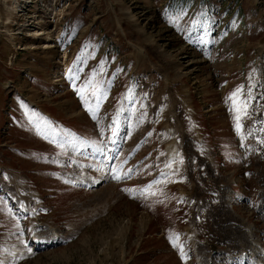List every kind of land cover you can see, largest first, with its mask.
<instances>
[{
	"label": "rangeland",
	"instance_id": "obj_1",
	"mask_svg": "<svg viewBox=\"0 0 264 264\" xmlns=\"http://www.w3.org/2000/svg\"><path fill=\"white\" fill-rule=\"evenodd\" d=\"M77 148L110 160L93 192ZM263 188L264 0H0L2 263L200 264L245 222L256 249ZM19 204L64 242L32 254Z\"/></svg>",
	"mask_w": 264,
	"mask_h": 264
},
{
	"label": "bare ground",
	"instance_id": "obj_2",
	"mask_svg": "<svg viewBox=\"0 0 264 264\" xmlns=\"http://www.w3.org/2000/svg\"><path fill=\"white\" fill-rule=\"evenodd\" d=\"M31 105L32 106H36V105H34L32 102H31ZM177 146H176V144H173V146L171 147V148H168V153H169V158H171V159H173V158H176L177 157ZM228 196V195H227ZM229 197V196H228ZM19 198V197H18ZM21 199V198H20ZM21 202V201H20ZM233 215H235L234 213H233ZM233 217V216H232ZM233 218H236V217H233ZM245 221V220H244ZM244 221L242 220L241 222L244 224ZM246 223V226H244V227H246V228H248V237H249V244H250V246H249V249H251L252 250V256H253V254H254V248H252V247H254L255 246V243H253V241H254V237H255V227L253 226V225H249V224H247V222H245ZM245 225V224H244ZM53 231V228H49V232L51 233ZM234 231V230H233ZM232 231V232H233ZM241 235H243V234H241ZM245 235V234H244ZM243 235V236H244ZM190 237H191V240L192 239H194V237H193V234H191L190 235ZM240 237V236H239ZM243 238V237H242ZM195 245H199V243L198 242H195ZM255 252H256V250H255ZM241 254H242V252H241ZM228 259H229V257H227ZM259 262H264V260L263 259H260L259 260ZM208 264H209V262H208ZM257 264V263H256Z\"/></svg>",
	"mask_w": 264,
	"mask_h": 264
},
{
	"label": "snow or ice",
	"instance_id": "obj_3",
	"mask_svg": "<svg viewBox=\"0 0 264 264\" xmlns=\"http://www.w3.org/2000/svg\"><path fill=\"white\" fill-rule=\"evenodd\" d=\"M238 94H239V90H238L236 93H234L233 96L230 97V99H233V100H234L235 97H236ZM239 119H240V117L238 116V117H237V120L239 121ZM237 127L239 128L240 125L238 124ZM174 244H175V241H174ZM175 246H178V244H176Z\"/></svg>",
	"mask_w": 264,
	"mask_h": 264
}]
</instances>
